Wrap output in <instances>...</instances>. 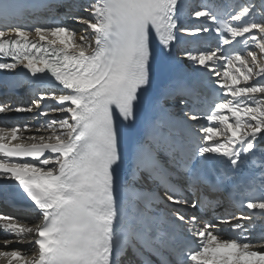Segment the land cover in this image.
I'll list each match as a JSON object with an SVG mask.
<instances>
[{
	"label": "snow or ice",
	"instance_id": "obj_1",
	"mask_svg": "<svg viewBox=\"0 0 264 264\" xmlns=\"http://www.w3.org/2000/svg\"><path fill=\"white\" fill-rule=\"evenodd\" d=\"M177 5L178 0H82L80 7L88 18L74 17L85 25L86 34L79 37L78 44L76 32L59 23L35 27L33 39L23 25H5L10 30H0V56L14 61L0 63V69L23 66L34 77L50 74L59 90L66 93L57 96L53 90L50 97L40 96V100L54 99L60 106L51 110L64 114L62 120L50 119L44 125L51 130L47 139L41 135L37 143H13L21 138L20 129L0 128V181L18 183L41 215L40 222L31 227L0 214V229L20 237L34 235L35 240L29 244L38 249L31 258L20 251H0V258L7 264H123L120 253L136 256L144 249L157 254L168 250L175 256L162 264H264V237L257 241L247 236L248 229L242 222L250 221L256 212L264 216V191L247 199L244 207L248 215L220 221L238 233L227 239L216 234L221 231L216 223L196 215L186 219L179 211L169 215V227L165 229L135 203L127 212L120 196L122 145L137 122L143 93L155 76L153 41L163 53L178 43ZM13 7L9 3L0 5V16L7 19ZM262 9L264 0L259 5L244 6L228 19L218 18L210 8L194 12L195 17L215 23L213 30L220 37V46L185 50L184 54L217 78L227 98L216 103L206 116L221 127L202 128L203 140L209 143L200 144L194 151L187 138L178 133L179 122L174 118L154 121L141 133L143 138L134 154L136 167L169 189L171 194L165 195L170 203L188 205L189 199L171 183L159 159L161 152L180 163L186 182L198 189L206 183L204 173L211 157H222L238 170L246 166L250 154L255 156L254 150H261L264 22H257L256 17L264 21ZM183 31L195 36L209 29ZM233 41L241 47L223 48ZM252 48L258 51L249 50ZM218 61L224 62L222 74L215 67ZM254 77V82L248 83ZM192 93L189 84L176 88L181 96ZM34 106L39 107V101ZM12 110L0 105V113ZM189 118L198 119L196 115ZM220 136L223 141L217 139ZM194 156L203 167L190 163ZM261 168L264 181V165ZM132 198L146 203L148 199L139 193H133ZM190 206L196 208L197 201L193 199ZM184 234L197 241L196 249L185 253L184 244L178 242ZM184 255L186 260L182 259Z\"/></svg>",
	"mask_w": 264,
	"mask_h": 264
},
{
	"label": "bare ground",
	"instance_id": "obj_2",
	"mask_svg": "<svg viewBox=\"0 0 264 264\" xmlns=\"http://www.w3.org/2000/svg\"><path fill=\"white\" fill-rule=\"evenodd\" d=\"M35 1L40 2L41 4H46L52 0H35ZM230 1H233V0H230ZM235 1H237V2H235ZM235 1H234V3L236 6L241 4L239 11L242 10V8L244 6H247L250 4L251 5H259L260 4V0H235ZM80 3H78L76 5V7H75L74 3H72L73 7H71V10H66V11L64 10V8H61V7L56 8V7H58V5H53V4H51L49 7L46 8V9H48V8H51L52 6L56 8L55 12L50 13L51 15H54V17L52 19H56V17L60 16L62 12H63V14H71L72 15L71 18L69 19V26L71 27L72 30H74L76 32V37L74 39H75V42L77 44L80 42L79 37L86 34L85 33V25L76 22V19H74V17H82L83 14H87V12L84 11L80 7ZM68 5L69 4H67V6ZM46 9H44V10H46ZM261 11H264V9H262ZM47 18H48V14L46 12V13H42L38 16H35V18L29 17L25 21H22L20 24L15 23L14 26L15 25H23L25 28H30V29L34 26H44V25H47ZM256 19H257V22H261L260 17H256ZM93 22H95V21H93ZM235 23L236 22H234V25H235ZM50 26H54V25H50ZM1 28L6 29L7 31L10 30L7 27H1ZM205 33H210V30L205 32ZM34 35H35V33H34ZM49 39H52V37H49ZM237 39H240V38H237ZM233 42L235 43V41H233ZM250 50L258 51L257 49H254V48H252ZM192 65H195V64H192ZM215 67L218 71L221 72V74L225 70L223 61H218L217 64L215 65ZM236 67L238 68L239 65L237 64ZM11 71L15 72L18 75H22V76H27L29 73L28 70L25 69L23 66H18L16 69H11ZM208 73L210 76H212L211 78H213V80L217 83V78L214 75L210 74V72H208ZM234 74H236V73H234ZM254 80H255V77L253 78V81H249L248 83H253ZM244 83L245 82L241 79V81H240L241 86H243ZM33 87L34 86H33L32 82H27V83H24L23 85H21V87H20L21 89H20L19 93L12 95L10 91H8V92H1L0 91V95L2 93V97H3L1 99H6L4 97L10 96L7 99L13 100V102H15V107L12 106V101H4V102L0 103V105H7L13 109L12 111L7 112V113H0V115H2V117H0V128L18 127L20 129V133H18V135L21 138L17 141H13V143H25V144L37 143V142H39L38 138L41 135L45 136V138L47 139V137L49 135H51V130L46 129L44 127V125H46L50 119L62 120L64 118L63 113L55 112V111L51 110V109L57 108V106L56 107L50 106L49 109H47V106H44L46 101L49 99L46 98L44 100H40L41 95H43L45 97H50L51 95L45 94V93H38V94L33 93V92H31ZM54 91H56V95L66 94L65 92L60 91L59 87L54 89ZM226 98L227 97H225V99ZM37 101H39V107L34 106L35 102H37ZM168 104H171V101ZM180 104H182V103H180ZM18 108L19 109H25V110L24 111H16L15 109H18ZM29 108H31V111L27 110ZM41 112H44L47 114L46 115H40ZM195 121L198 122L202 126L207 124L206 121H202V117H198V119ZM261 135H264V133H262ZM34 136L36 137V139H29L30 137H34ZM24 139H27L29 141H24ZM217 139L223 141L224 137L220 136ZM5 142H7V141H5ZM51 142H54V140ZM260 145H264V140L260 141ZM218 210L220 212H226V213L232 212V208L228 203ZM5 213L15 214L16 216H18L22 219H26L27 223H23V222H21V220L20 221L18 220V222H20L22 224H26V225L31 226V227H34L41 220V216L39 214H36V215H34V214H22V213H19L16 211H12V210L8 209L6 204L0 203V214H5ZM196 213L201 218V220L209 221V220H205L204 218L210 213V210L197 209ZM183 214L188 219L193 215V214H190L188 211H184ZM229 220H231V218ZM245 223L247 225L251 224L254 227L253 231H254L255 235H252L251 238L258 239V238L264 237V233H263L264 216H261V215L255 216L254 215L249 222L245 221ZM220 237L223 239L222 236H220ZM35 238L36 237L34 235H29L26 237H20V236L14 235V234H8L4 230L0 229V251H5V252L14 251V250L20 251L22 254L26 253L28 258H31V256L34 255L36 253V251L38 250L37 248H34L31 244H29V241H34ZM6 241L10 242L7 244V246H5ZM0 264H7V260L4 258H0Z\"/></svg>",
	"mask_w": 264,
	"mask_h": 264
},
{
	"label": "rangeland",
	"instance_id": "obj_3",
	"mask_svg": "<svg viewBox=\"0 0 264 264\" xmlns=\"http://www.w3.org/2000/svg\"><path fill=\"white\" fill-rule=\"evenodd\" d=\"M82 17L83 18H88L87 14H83ZM261 22H264V21L261 20Z\"/></svg>",
	"mask_w": 264,
	"mask_h": 264
}]
</instances>
